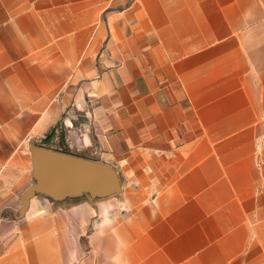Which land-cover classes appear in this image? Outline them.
I'll return each mask as SVG.
<instances>
[{
  "label": "crops",
  "instance_id": "crops-1",
  "mask_svg": "<svg viewBox=\"0 0 264 264\" xmlns=\"http://www.w3.org/2000/svg\"><path fill=\"white\" fill-rule=\"evenodd\" d=\"M0 264H264V0H0Z\"/></svg>",
  "mask_w": 264,
  "mask_h": 264
},
{
  "label": "water",
  "instance_id": "water-1",
  "mask_svg": "<svg viewBox=\"0 0 264 264\" xmlns=\"http://www.w3.org/2000/svg\"><path fill=\"white\" fill-rule=\"evenodd\" d=\"M35 161L44 176V181L41 185L32 187L27 197L37 192L50 194L56 184H67L75 177L96 178L109 184H115L117 181L115 171L106 164L50 149L36 148Z\"/></svg>",
  "mask_w": 264,
  "mask_h": 264
},
{
  "label": "rangeland",
  "instance_id": "rangeland-1",
  "mask_svg": "<svg viewBox=\"0 0 264 264\" xmlns=\"http://www.w3.org/2000/svg\"><path fill=\"white\" fill-rule=\"evenodd\" d=\"M63 133H64V129L61 126H59L58 127V134H57L59 137V144L62 142L61 136H63ZM52 135H53V133L50 134L51 137H52ZM48 136L49 135H47V137ZM41 144L42 145L38 146L37 148H45V147H43V145L46 144V142H43ZM61 146H63V145H61ZM61 148H63V147H61ZM45 149H48V148H45ZM62 150L65 151L64 149H62ZM58 152H60V151H58ZM88 160H90V159H88ZM92 161H94V160H92ZM95 162H97V161H95ZM71 184L72 185L76 184V187H77V189L80 190V193L85 194L86 196H89L90 198H93V197L94 198L95 197L104 198V197L109 196L110 184H109V182H106L104 180L102 181L100 179L98 180L96 178H86V177H83L82 179H80V178L78 179L75 177V178H73L72 181H69L67 184H64L63 186H71ZM55 186L58 187L59 185L56 184ZM29 198H31V196L27 197V199H29Z\"/></svg>",
  "mask_w": 264,
  "mask_h": 264
},
{
  "label": "trees",
  "instance_id": "trees-1",
  "mask_svg": "<svg viewBox=\"0 0 264 264\" xmlns=\"http://www.w3.org/2000/svg\"><path fill=\"white\" fill-rule=\"evenodd\" d=\"M49 138H50V135L44 140V142H46ZM60 152L68 154L66 151H60Z\"/></svg>",
  "mask_w": 264,
  "mask_h": 264
}]
</instances>
